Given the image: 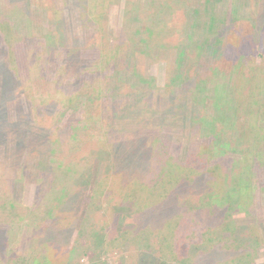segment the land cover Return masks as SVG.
Segmentation results:
<instances>
[{"label": "rangeland", "instance_id": "374dc122", "mask_svg": "<svg viewBox=\"0 0 264 264\" xmlns=\"http://www.w3.org/2000/svg\"><path fill=\"white\" fill-rule=\"evenodd\" d=\"M261 11L264 16V0H0V264H205L197 263L207 256L198 251L203 241H220L212 246L217 259L211 264H264V192L255 193L264 183V161L253 159L255 152L264 159V141L254 144L249 133L245 138L253 146L234 152L233 177L223 168L208 176L215 188L225 174L228 184L237 181L244 204L237 208L209 215L196 183L197 194L182 192L181 185L170 203L167 198L152 209H117L128 188L119 195V187L111 190L108 199L109 185H101L113 169L125 188L130 181L139 188L157 181L162 189L160 155L149 158L143 139H159L160 148L169 146L179 159L182 145L196 136L197 122L215 156L241 149L237 133L216 123L224 108L216 101L220 93L213 97V88L199 95L190 82L174 85L188 75L175 74L177 54L188 45L184 70L193 79L223 82L231 77L224 73L230 67L223 44L237 24V35L245 32L241 46L252 48L259 64ZM209 41L220 44L223 63L215 64L228 70L209 75L210 62L195 66ZM231 70L240 75L235 64ZM113 113L117 117L108 123ZM238 113L228 120L244 124L248 112ZM255 113L254 121L263 125ZM251 122L248 116L246 124ZM138 142L147 148L136 153L141 161L112 159L114 146L127 153ZM225 158L230 167L232 157ZM87 161L84 173V164L76 162ZM208 166L202 163L193 173L209 172ZM198 177L206 182L205 174ZM156 189L149 191L154 203L167 194ZM223 213L230 215L222 226ZM203 217L210 226L204 237Z\"/></svg>", "mask_w": 264, "mask_h": 264}, {"label": "trees", "instance_id": "16d2710c", "mask_svg": "<svg viewBox=\"0 0 264 264\" xmlns=\"http://www.w3.org/2000/svg\"><path fill=\"white\" fill-rule=\"evenodd\" d=\"M60 12L61 10L59 11V13ZM256 22L257 24L261 23L264 25V16L262 15V11L260 13V18L257 19ZM234 25L235 26L232 28V32L230 31L231 33L226 37V40L224 41L223 46H225L226 49L224 50V53L222 56L225 58V61L229 64V67H230L229 69L230 71L224 72V73H230V76H231L230 78L229 77L226 78L225 81L223 82L220 81L218 78V83H215V84H212L211 80L203 78V76L198 77L197 79H193L190 73L184 70V67H185L184 65L188 64L187 58L191 57L188 52L189 46L184 44V46L185 45L186 46L185 47L182 46V48L180 49V51H178V54H177L178 59L181 60V63L178 64V67H176L177 70L175 74L177 75V72H178L179 74L184 73V75L185 73H188V75L186 76L187 78L185 79V81L183 82L178 81L177 83L172 81V84L175 83L174 85H176V87H178V85L179 86L183 85L182 87L186 88V86L188 87V83L190 82L193 84L194 88L197 86V90L195 91L199 95H202V93L205 91L211 92L213 88L215 90V94L212 95L213 97L218 96L220 93L222 96V99L221 101H218V100L216 101L221 102L222 105H224V108L220 110L219 112L220 115L215 114L216 123L219 121V123H223L227 125L230 129L234 130L235 133H237L239 137L238 139L239 146L241 149L236 148L235 150H231L232 152L230 150L222 149V152H221L222 155L215 156L216 150H215V147H213V144H212L213 142L207 140L206 138L204 139L203 137L199 135V132L201 129L199 122L196 123L197 131H196L195 138L182 145V152H181V156L179 159L171 155L172 153L169 151L170 150L169 146H164L162 150V148H160L158 144L159 139L158 140L156 139L154 141H149L150 137L147 139H143L144 143L147 144L146 146L150 147V148L148 147V151H147L146 146H144L143 148V144L139 143L140 142L139 140L137 144L138 147L135 149L130 148V150H128L127 153L121 151L122 148H120V145L114 146V150H113L114 156L112 157V159H114V157L115 158H125L126 156H129L128 159H131L133 161H136V160L141 161L142 160L141 156L139 157H135V156L137 152L138 154L144 153V149L147 151V154H150L149 158H153V155H157L158 153L160 155L159 162H160V165L162 166V170H161L162 177L160 179L164 180L162 182L160 181L164 185L163 186L159 185V186L160 187L162 186L161 188L165 189V191L167 192V194H164L161 199H159L156 203H154L153 197L152 195H150L149 191L153 192L154 189L157 188L158 186L156 185L157 181L153 182L154 184L152 182L144 183V186L142 188L136 187L135 181H130L129 184H126V188H125V185L122 184V174L119 173L118 171L116 172V171H113V169H110L109 170L110 172L108 173V175L110 176L108 178H105L104 182L101 183V185L103 184L105 186L109 185L108 194L110 195H108L109 197L108 199H111V194H112L111 190H114L115 188L119 187V193H117V195H119L123 193L125 190H127L128 188V193H126L123 197V201H122L123 203H120L117 209L125 208L127 210L132 209L133 211H136V210L143 211L144 209H147L148 207H151L150 209H152L157 205L159 206V204L164 202L167 198L170 199L169 195H173L176 189L180 187L181 185L184 186L182 192L191 190L192 193L197 194L196 190L198 189L195 188L196 183L197 184L200 183L201 189L204 191L203 202L201 203V207L203 208L204 211H208L209 215L210 214L214 215L220 212L221 210L228 209V208L230 209L231 207H234V206L237 208L238 203L244 205L242 202L240 193L237 190L238 189V185L236 184L237 181L233 179L232 182L228 184L230 180L226 181V178L233 177L232 168H233V163L236 162V156L234 155V152L240 153V152H243L242 150L244 148L252 147L253 145L251 144V141L254 142L255 144L256 139L258 142L264 141V139L260 137V135L264 133V53L262 55V59H261L262 61L259 64H255L254 63V59H255L254 50L252 48H248V49L243 48V46H241L243 43H240V40H244L245 38L244 37L245 32L240 31V34L237 35L238 33L237 29L239 28V25L237 24H234ZM258 28L259 27H257V29ZM262 28H263V31L261 34L263 35V39H264V27ZM210 44H211L210 41L207 44H204L206 51L203 55L197 58V62L199 59H200V62L196 63L195 66L200 67L201 64H205V62L208 64L210 62L209 65H206L208 67L207 70H209V75L216 72L217 70L220 73L228 70L226 67H223L221 65L218 66L217 64H215L216 61H218V64H220V62L223 63V58L220 59V57L217 54V52H219V49H220V44L217 46L215 44L214 46ZM31 46H34V45H31ZM209 53H211V55ZM213 55L214 57L215 55H217L218 58L216 59L213 58ZM234 64L236 68H238L240 75L238 74L236 75V73L235 75H233V73H231L232 72L231 68L234 66ZM214 85L215 87H213ZM191 91L192 90H189V94H191ZM199 91H202V92H199ZM163 96L166 97V95H163ZM249 98L250 100H248ZM186 100L187 99H184V101ZM247 101L249 102L250 105L248 106L247 104V106L245 105L242 107V105H244L245 102ZM241 110H243V112L245 113L248 112V116H251L252 122L254 123L251 122V124L249 125L246 124L248 116L246 117V121L244 124L243 123L239 124V121H236V119L235 120L233 119L232 122L228 120L234 117L235 113L237 114L239 111L241 112ZM254 112H257V114L255 113V117L260 118L261 121L263 122V125L256 123L254 121L253 116L250 114ZM114 115L115 113H113L109 117V121L107 120L108 123H111L112 119L117 117ZM236 118H238V116ZM111 129L112 130L110 131L113 136L114 133L116 132L113 125H111ZM247 133L251 134L250 136L252 135L254 136V137H251L253 140H251L250 138H245V135H247ZM35 136H37L36 140L39 141L40 139L39 135H35ZM130 138H133V137H130ZM212 139L215 140L216 138L212 136ZM248 139L251 141H249ZM126 140L128 141L129 138H126ZM245 141H248V142L244 143ZM118 144L124 145L125 143L122 141V142H119ZM230 156L232 158H228V160L232 159V163L229 167L228 165H226L227 162L226 163L224 162H225V159H227L225 157H230ZM253 159H256L259 163H262L264 161L262 153L255 152L253 154ZM207 162H209V166L207 169V171L209 172L202 171V173H200L199 171L198 172L196 171L195 174L193 173V171H195L194 169L202 170L203 169L202 163L206 164ZM76 163L84 164V169L82 171L84 173H86L87 169L91 166L90 164L91 162L89 161L82 162V163L76 162ZM76 163L74 164V166H77ZM85 165L86 167L88 165L90 166L85 168ZM222 168L224 169V171H226V173L228 174V177H226V174H225L224 179L223 178L219 179L221 180L220 185H219L220 187L215 188L214 186L215 183L210 182L211 178L209 179L208 176L213 175L215 172H218L219 169L222 170ZM261 168H264V166H261L260 170ZM251 172H253L254 174L256 170L253 171V168H252ZM261 172L264 173V169L261 170ZM165 174H168V177H165ZM201 174L206 175L207 179L203 177L206 180V182L204 180L203 182L202 180L199 179L200 177L198 176ZM67 175L68 177L72 176L71 174H67ZM217 177H219L218 174H217ZM73 181L75 182V180ZM225 182L227 183L225 184ZM188 184H191L190 185L191 187H189ZM247 187L250 188L249 186ZM242 188H245V187L243 186ZM141 189H143L144 191H142ZM162 189L160 190L156 189V192H158V194L161 195ZM134 191H135V194H134ZM260 191L264 192V183L260 185V182H258L257 187H255V193L259 194ZM208 193H209V196H206ZM174 196H177V193L174 194ZM205 196L207 197V199ZM169 199L167 200L168 203H170L171 201V199L170 200ZM10 204H11L10 205L11 208L14 207L12 203ZM185 205L189 207L188 202ZM229 215L230 214H225L224 216V213H223V220L220 225L223 226L224 222L229 217ZM206 216L207 215L204 214L205 218ZM204 217L202 219V222H200L202 224V227H207V229L203 231V234H202L203 237L207 233V230H209V227H210L208 225V222L204 220ZM209 222L213 224L212 221H209ZM170 223H171L170 221H166L165 226L169 225ZM196 223L197 225L200 224L199 219L197 218H196ZM190 228L192 229V227ZM218 236L220 237L221 235L219 234ZM219 242L217 241L216 243H213L211 245L210 244L206 245L204 241L202 243H198V245L201 244L199 245L198 248L204 247V248L198 249V251L199 252L201 251L202 253H206L207 256H205V259L203 258L201 259L200 262H197V263L204 262L205 264H211V262H213L216 258V254H215L216 251H213L214 247L212 246H216V244L218 245Z\"/></svg>", "mask_w": 264, "mask_h": 264}]
</instances>
